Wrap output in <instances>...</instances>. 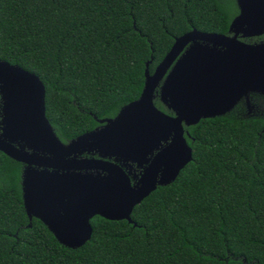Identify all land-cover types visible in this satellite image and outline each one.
I'll return each instance as SVG.
<instances>
[{"label": "trees", "instance_id": "trees-1", "mask_svg": "<svg viewBox=\"0 0 264 264\" xmlns=\"http://www.w3.org/2000/svg\"><path fill=\"white\" fill-rule=\"evenodd\" d=\"M238 13L237 0H0V59L41 78L69 142L139 98L146 64L153 72L177 37L228 34ZM253 103L186 126L194 159L177 179L136 205L133 223L94 216L78 248L29 219L23 165L0 153V264H264V97Z\"/></svg>", "mask_w": 264, "mask_h": 264}, {"label": "water", "instance_id": "water-1", "mask_svg": "<svg viewBox=\"0 0 264 264\" xmlns=\"http://www.w3.org/2000/svg\"><path fill=\"white\" fill-rule=\"evenodd\" d=\"M237 4L229 34L194 28L177 37L153 72L151 60L146 64L139 98L68 143L47 117L41 78L0 60V150L26 165L22 191L30 220L40 219L71 248L91 239L96 215L133 223L136 205L194 159L186 126L225 115L241 101L249 112L255 108L254 95L264 97V40L243 39L264 34V0ZM158 88L174 114L155 104ZM133 164L142 171L132 178L126 168Z\"/></svg>", "mask_w": 264, "mask_h": 264}, {"label": "flooded vegetation", "instance_id": "flooded-vegetation-1", "mask_svg": "<svg viewBox=\"0 0 264 264\" xmlns=\"http://www.w3.org/2000/svg\"><path fill=\"white\" fill-rule=\"evenodd\" d=\"M229 34V33H228ZM264 35V34H263ZM262 36V35H261ZM257 37V36H256ZM247 38H251V37H247ZM246 38H244L243 40H245ZM246 41V40H245ZM247 42H249V41H247ZM1 60V59H0ZM159 88L157 89V92H156V95H157V93L159 94ZM159 97H160V95H159ZM166 112V111H165ZM168 113V112H167ZM170 114V113H169ZM2 120V101H1V96H0V121ZM0 132H1V129H0ZM64 143H68V142H64ZM0 153H4V152H2L1 150H0ZM5 154V153H4ZM85 156H95V157H98V155L97 154H94V155H92V154H85ZM22 173H23V170H24V168L26 167V165L25 164H23L22 163ZM126 170L129 172V171H131V177L133 178V176L135 175V174H137V175H140V173H141V171H142V169L141 168H138L137 167V165L136 164H133V167L132 168H126ZM22 173H21V178H22ZM21 184H22V180H21ZM23 192V191H22Z\"/></svg>", "mask_w": 264, "mask_h": 264}, {"label": "rangeland", "instance_id": "rangeland-1", "mask_svg": "<svg viewBox=\"0 0 264 264\" xmlns=\"http://www.w3.org/2000/svg\"><path fill=\"white\" fill-rule=\"evenodd\" d=\"M254 96H255V95H254ZM259 96H260V95H259ZM261 97H262V96H261ZM261 103H263V100H261ZM259 107H262V106L259 105Z\"/></svg>", "mask_w": 264, "mask_h": 264}]
</instances>
